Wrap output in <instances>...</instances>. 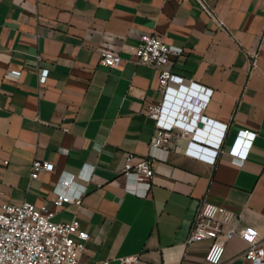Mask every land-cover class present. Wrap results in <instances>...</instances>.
Instances as JSON below:
<instances>
[{"label":"crops","instance_id":"1","mask_svg":"<svg viewBox=\"0 0 264 264\" xmlns=\"http://www.w3.org/2000/svg\"><path fill=\"white\" fill-rule=\"evenodd\" d=\"M206 1L222 26L197 0H0V203L55 210L56 222L79 218L90 234L79 264L128 255L138 264H205L210 242L187 244L205 197L264 243V0ZM153 32L184 49L176 74L213 90L202 115L227 124L215 164L186 155V138L150 146L148 108L164 95L159 72L137 65L131 47ZM106 48L120 52V67L100 63ZM40 69L49 70L43 84ZM240 130L257 134L245 158ZM128 152L155 161L147 197L128 190ZM35 159L54 170L32 179ZM91 168L72 190L86 188L81 204L56 209L62 176ZM245 248L235 236L222 264H251Z\"/></svg>","mask_w":264,"mask_h":264},{"label":"built area","instance_id":"2","mask_svg":"<svg viewBox=\"0 0 264 264\" xmlns=\"http://www.w3.org/2000/svg\"><path fill=\"white\" fill-rule=\"evenodd\" d=\"M197 1L219 26L223 25L206 0ZM131 52L137 65L148 66L159 72V88L164 95L160 103L148 108L150 117L155 120L150 146L171 148L175 139L186 138V155L215 164L227 124L202 115L212 96V89L189 82L172 70L173 61L184 53V49L166 42L163 36L153 32L143 34L139 42L131 47ZM100 63L114 68L120 67L124 59L118 50L106 48L100 52ZM10 73L21 75L20 70ZM48 75V69L39 70L41 84L46 82ZM175 98L177 110L172 109ZM186 107L190 108L188 112H184ZM201 121L204 122L202 126L199 125ZM256 135L249 130H240L239 136L243 139L238 153L240 157L247 156ZM2 162L8 163L7 160ZM54 168L53 162L35 159L31 178L36 179L42 172H50ZM92 173L91 168L87 173L63 175L56 187L55 208H63L69 203L81 204L82 193L86 188L76 195L72 194V190L78 179L89 181ZM123 174L128 179L129 191L147 197L155 176V161L148 156L137 157L133 152H128ZM138 186H142L141 191L137 189ZM55 215V210L39 209L28 201L19 205L0 203V264H79L90 234L82 228L79 218L69 223L56 222ZM238 221V214L231 208L205 197L197 208L187 244L209 241L205 264H222L227 243L238 236L246 244L243 258L251 264H264V243L257 229L239 228ZM139 259L138 255L124 256L120 258V264H138Z\"/></svg>","mask_w":264,"mask_h":264},{"label":"bare ground","instance_id":"3","mask_svg":"<svg viewBox=\"0 0 264 264\" xmlns=\"http://www.w3.org/2000/svg\"><path fill=\"white\" fill-rule=\"evenodd\" d=\"M178 98V97H177ZM177 105V100H176V98H175V101L173 102V104H172V109H176L175 108V106ZM184 109H187V110H184V112H188V110H190V108L189 107H186V108H184ZM177 110V109H176ZM182 110V109H181Z\"/></svg>","mask_w":264,"mask_h":264},{"label":"water","instance_id":"4","mask_svg":"<svg viewBox=\"0 0 264 264\" xmlns=\"http://www.w3.org/2000/svg\"><path fill=\"white\" fill-rule=\"evenodd\" d=\"M199 125H200V126H202V125H203V123L201 122Z\"/></svg>","mask_w":264,"mask_h":264},{"label":"clouds","instance_id":"5","mask_svg":"<svg viewBox=\"0 0 264 264\" xmlns=\"http://www.w3.org/2000/svg\"><path fill=\"white\" fill-rule=\"evenodd\" d=\"M203 123V121H201Z\"/></svg>","mask_w":264,"mask_h":264}]
</instances>
